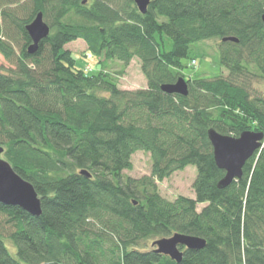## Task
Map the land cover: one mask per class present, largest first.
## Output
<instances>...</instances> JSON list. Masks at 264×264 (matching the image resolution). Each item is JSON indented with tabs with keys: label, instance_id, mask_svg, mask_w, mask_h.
I'll return each mask as SVG.
<instances>
[{
	"label": "trees",
	"instance_id": "1",
	"mask_svg": "<svg viewBox=\"0 0 264 264\" xmlns=\"http://www.w3.org/2000/svg\"><path fill=\"white\" fill-rule=\"evenodd\" d=\"M135 1L0 2V22L11 18L0 23V54L16 63L11 75L0 68V147L43 211L0 203V264H178L141 246L175 234L206 241L183 247L181 264H264V142L220 189L226 172L208 138L264 133V96L243 82L250 68L264 80V0H150L146 15ZM38 13L51 34L31 55L26 27ZM216 39L228 77L186 79L187 97L163 92L185 79L191 47ZM78 40L98 59H138L147 88L121 90L105 69L81 68L67 49ZM138 151L151 155L152 175L134 179L124 172ZM190 166L196 197L165 199L158 181Z\"/></svg>",
	"mask_w": 264,
	"mask_h": 264
},
{
	"label": "rangeland",
	"instance_id": "2",
	"mask_svg": "<svg viewBox=\"0 0 264 264\" xmlns=\"http://www.w3.org/2000/svg\"><path fill=\"white\" fill-rule=\"evenodd\" d=\"M15 7H8L10 9L8 10L10 14L14 12L13 8ZM0 8L1 12L6 10L5 7V9L2 7ZM15 9H19L21 11L20 7ZM26 12L28 14L30 13L28 10ZM27 13L26 16H24V13L22 12L20 17L23 18L24 16L26 19L28 15ZM8 20L9 21L7 22L1 20L0 23L9 27L11 18ZM18 36V34L14 33L12 38L15 41L16 52L19 54V49L22 48L25 41L23 42ZM220 42L221 41L219 39L208 40L205 42L195 43V45L191 47L189 59H186L183 62L184 65L188 66L183 71L185 80L196 78H215L218 77V75H223L226 78L228 77V72L225 71L220 64ZM67 49L74 53L80 67L88 70L89 73L93 72L94 74H99L100 71L105 69L110 76L116 79L121 90L133 91L147 88L148 80L138 59H134L129 66H124L122 62L119 63L114 60L108 61L105 58V54H102L100 59H98L96 55L89 51L83 40H78L77 42L67 45ZM0 68L3 72L11 75L16 69V63L8 61L0 54ZM247 73L249 74H247V77H243V82L248 87L249 92L253 94V96H264V80L260 74L253 68H250ZM1 158L4 159V156L2 155ZM132 164L133 169L124 172L125 176L127 175L137 179L152 175L151 171L153 163L149 153L142 151L136 152V154L132 157ZM196 178L197 172L194 166L187 167L184 170H179L178 172L172 174L168 179L158 181L157 184L159 193L168 201H174L180 198V196L195 198L196 193H194V184ZM204 207L205 205L199 206V211H202ZM5 230V235L9 236V228L5 227ZM154 241H156V239H150L147 243L142 244L141 246L144 248V251L150 252L151 250H154L152 247ZM7 244L11 254H15V246L8 240Z\"/></svg>",
	"mask_w": 264,
	"mask_h": 264
},
{
	"label": "water",
	"instance_id": "3",
	"mask_svg": "<svg viewBox=\"0 0 264 264\" xmlns=\"http://www.w3.org/2000/svg\"><path fill=\"white\" fill-rule=\"evenodd\" d=\"M135 4L141 14L146 15L150 6V0H136ZM264 24V16H263ZM28 35L32 40L29 46V54L33 55L43 41L51 34V29L42 13H38L34 21L26 27ZM227 40L236 42L233 38ZM163 92L170 95H181L187 97L189 87L184 78L180 77L173 85L162 87ZM208 138L214 149V160L220 170L226 172L225 177L221 180L219 188H227L243 177L245 165L253 159L257 152L263 149L264 133L246 131L239 137L219 134L215 129H210ZM4 149L0 147V203L7 207H17L26 211L34 217H41V200L39 199L36 189L28 181L19 176L12 168L9 162L2 159ZM81 175L91 178L87 171ZM152 247L158 255H165L181 264L184 259L185 247L187 250H203L206 247V241L197 237L175 234L171 238H162L153 242Z\"/></svg>",
	"mask_w": 264,
	"mask_h": 264
}]
</instances>
